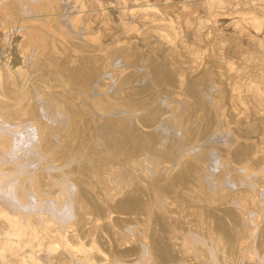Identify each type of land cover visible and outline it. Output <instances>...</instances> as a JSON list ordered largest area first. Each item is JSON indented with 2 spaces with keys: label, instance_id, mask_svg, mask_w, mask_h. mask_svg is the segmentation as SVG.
<instances>
[{
  "label": "bare ground",
  "instance_id": "obj_1",
  "mask_svg": "<svg viewBox=\"0 0 264 264\" xmlns=\"http://www.w3.org/2000/svg\"><path fill=\"white\" fill-rule=\"evenodd\" d=\"M0 264H264V0H0Z\"/></svg>",
  "mask_w": 264,
  "mask_h": 264
},
{
  "label": "rangeland",
  "instance_id": "obj_2",
  "mask_svg": "<svg viewBox=\"0 0 264 264\" xmlns=\"http://www.w3.org/2000/svg\"><path fill=\"white\" fill-rule=\"evenodd\" d=\"M233 16H236V13H234ZM94 26H95L97 29H100V30L102 31V32L100 31L101 33H109L108 30H107V26L104 25L103 23L99 22V21L95 22V23H94ZM103 38H105V39L107 40V39H109L110 37H106V36L104 35ZM256 137H257V136H256ZM241 141H243V140H241Z\"/></svg>",
  "mask_w": 264,
  "mask_h": 264
}]
</instances>
